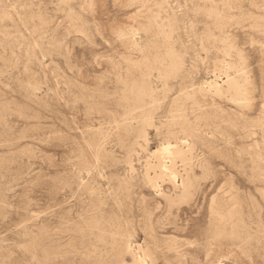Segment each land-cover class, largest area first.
I'll return each instance as SVG.
<instances>
[{"label": "rangeland", "instance_id": "374dc122", "mask_svg": "<svg viewBox=\"0 0 264 264\" xmlns=\"http://www.w3.org/2000/svg\"><path fill=\"white\" fill-rule=\"evenodd\" d=\"M0 264H264V0H0Z\"/></svg>", "mask_w": 264, "mask_h": 264}]
</instances>
